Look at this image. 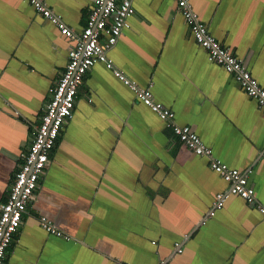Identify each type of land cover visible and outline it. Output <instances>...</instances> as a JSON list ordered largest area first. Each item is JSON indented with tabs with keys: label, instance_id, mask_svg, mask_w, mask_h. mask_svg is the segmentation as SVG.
Wrapping results in <instances>:
<instances>
[{
	"label": "crops",
	"instance_id": "1",
	"mask_svg": "<svg viewBox=\"0 0 264 264\" xmlns=\"http://www.w3.org/2000/svg\"><path fill=\"white\" fill-rule=\"evenodd\" d=\"M216 38L264 86V0H191ZM77 31L94 0H46ZM117 68L193 127L216 157L251 169L264 202V110L210 59L174 0H134ZM72 41L28 0H0V197H6ZM5 264H264V214L234 195L209 224L229 183L184 147L105 62L78 89ZM43 214L63 232L45 230ZM186 238L181 252L176 242Z\"/></svg>",
	"mask_w": 264,
	"mask_h": 264
},
{
	"label": "built area",
	"instance_id": "2",
	"mask_svg": "<svg viewBox=\"0 0 264 264\" xmlns=\"http://www.w3.org/2000/svg\"><path fill=\"white\" fill-rule=\"evenodd\" d=\"M30 4L48 20L54 22L61 32L72 41L68 51L66 67L57 75L50 88V96L37 122H32L33 132L28 150L22 154V163L15 172L6 197H0V264H5L9 250L15 242L26 208L38 188L40 178L51 167V156L56 142L67 120L74 114L76 95L87 71L97 62H105L113 69L127 87L134 91L137 99L154 110L166 122L170 134L184 146L193 149L198 155L207 157L211 167L229 183L227 189L216 194L208 215L198 224L195 231L200 232L203 225L212 222L213 216L226 207V202L234 195L248 200L253 207L264 214V202L255 195L251 169L242 170L231 167L216 157L213 149L190 125L175 121V113L167 108L153 92L154 81L142 86L128 78L123 70L117 68L109 50L122 42L130 26L129 18L136 13L134 0H94L87 17V24L77 32L69 22L55 12L46 0H28ZM189 23L191 31L208 54L209 58L231 72L237 83L264 110V86L253 75L244 62L226 45L219 41L201 20L200 13L191 0H174ZM2 95L0 93V99ZM41 226L65 239L70 235L63 232L53 221L43 214H37ZM186 238L176 242V251L181 252ZM165 256L161 264H167Z\"/></svg>",
	"mask_w": 264,
	"mask_h": 264
}]
</instances>
